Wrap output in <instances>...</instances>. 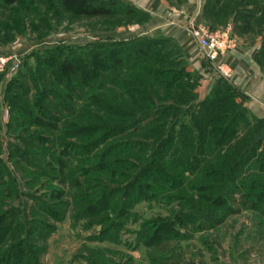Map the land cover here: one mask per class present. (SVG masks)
Here are the masks:
<instances>
[{
    "label": "rangeland",
    "instance_id": "1",
    "mask_svg": "<svg viewBox=\"0 0 264 264\" xmlns=\"http://www.w3.org/2000/svg\"><path fill=\"white\" fill-rule=\"evenodd\" d=\"M162 1L184 14L187 0ZM147 16L0 2V264H264V146L234 161L257 133L264 138V115L250 112L218 67L209 78L172 37L150 34L148 54L124 58L113 79L65 86L50 72L47 60L75 54L89 61L86 75L90 52ZM199 18L212 29L229 24L233 41L254 46L264 74V21L250 19L238 35L231 20ZM144 111L156 120L131 125ZM191 125L200 134L188 138Z\"/></svg>",
    "mask_w": 264,
    "mask_h": 264
},
{
    "label": "trees",
    "instance_id": "2",
    "mask_svg": "<svg viewBox=\"0 0 264 264\" xmlns=\"http://www.w3.org/2000/svg\"><path fill=\"white\" fill-rule=\"evenodd\" d=\"M20 0H0L3 6H9ZM171 2V0H169ZM59 6L66 11L72 12L77 15H82L86 17H102V16H128V15H142L150 18L148 12L141 7L137 6L131 0H58ZM176 4L182 3V0H177ZM257 3L262 5V8L257 7ZM202 17L205 19H209L211 22H221L225 23L229 20L233 23V32L238 35L242 34V29L249 28L251 19L254 24H257L259 21H264V0H205L202 5L201 10ZM146 22V21H145ZM155 40L151 39L147 35H139L129 39H122L116 41H110L104 45L108 46L107 50L100 51L97 49L96 51L90 52V57L93 59L95 65V69L89 70L86 75L83 72L85 62H89L86 58L82 56H76L75 54H69L59 60V63H55L53 61H46L50 72L55 74L56 77L59 78V83L61 85H67L73 81L74 77L83 78L87 80L89 76L93 79H97L98 76H107L110 75L111 79L114 75L119 72L118 68L126 67L129 63H124V58H131L132 53H139L140 55L148 54V49H150V45ZM123 50V51H122ZM125 56V57H124ZM254 60L258 63L260 68L262 69V63L258 58V55L253 53ZM50 62V63H49ZM84 64V65H83ZM106 70V71H104ZM226 82V81H225ZM99 85H101L99 83ZM218 87V86H217ZM216 86L212 89V93L217 88ZM54 93V92H53ZM211 93V97H209L203 102L201 105L200 113L204 117L203 121H200L201 124L197 123L201 126V137L204 138L205 128L204 125H211L209 122L212 120L211 116L205 115L211 111V104L216 102L215 96ZM98 99H95V102ZM102 103V101H98ZM166 108L156 109V113L160 116V113H164ZM197 114V113H196ZM152 113H148V111H144L142 115L133 116L135 119L131 125L138 122L139 120L147 119L146 125H150L156 119L151 116ZM192 115V113H191ZM40 122L43 123L44 119L40 118ZM192 123V120H191ZM193 125L187 127L186 130L188 135H192V133L196 132L195 129L192 128ZM83 128V127H82ZM119 130L125 129V125L117 127ZM197 128V127H196ZM84 129V128H83ZM193 129V130H192ZM226 131L228 128L225 125ZM85 134H95L94 128H86ZM206 131V130H205ZM197 134H200V131L197 129ZM226 133V132H225ZM98 134V133H96ZM189 138V137H188ZM249 141V142H248ZM247 144L243 145V151L240 153L241 158L238 157L234 161L236 163L241 164L244 158L247 160L254 157L256 151L262 149L261 146H264V138L261 134L257 133L252 140H248Z\"/></svg>",
    "mask_w": 264,
    "mask_h": 264
},
{
    "label": "crops",
    "instance_id": "3",
    "mask_svg": "<svg viewBox=\"0 0 264 264\" xmlns=\"http://www.w3.org/2000/svg\"><path fill=\"white\" fill-rule=\"evenodd\" d=\"M150 14V20L122 37L129 39L139 35H168L181 48L183 56L198 72L207 77L215 75L216 64L200 50L196 41L185 31L187 16L201 11L205 0H187L184 14L180 10L167 6L162 0H131ZM187 12V13H186ZM169 21V22H168ZM253 45L243 42L235 36L233 45L223 57L217 59L229 68V81L237 87L247 99V107L256 116L264 115V74L253 58Z\"/></svg>",
    "mask_w": 264,
    "mask_h": 264
},
{
    "label": "built area",
    "instance_id": "4",
    "mask_svg": "<svg viewBox=\"0 0 264 264\" xmlns=\"http://www.w3.org/2000/svg\"><path fill=\"white\" fill-rule=\"evenodd\" d=\"M199 12L197 11L194 15H191L185 28L196 41L202 53L213 63L215 62L224 75L229 76V68L224 67L221 62L217 61L233 45L229 24L223 28L212 29L199 18ZM5 61L4 58L0 59V67Z\"/></svg>",
    "mask_w": 264,
    "mask_h": 264
}]
</instances>
